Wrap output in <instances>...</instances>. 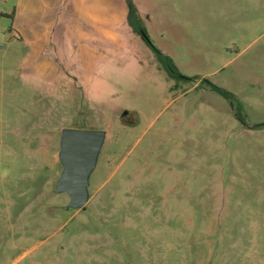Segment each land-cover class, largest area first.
Segmentation results:
<instances>
[{"label":"rangeland","instance_id":"1","mask_svg":"<svg viewBox=\"0 0 264 264\" xmlns=\"http://www.w3.org/2000/svg\"><path fill=\"white\" fill-rule=\"evenodd\" d=\"M18 2L0 0V264H264V0H133L190 79L123 12L88 88L33 76ZM66 129L102 133L78 201Z\"/></svg>","mask_w":264,"mask_h":264},{"label":"crops","instance_id":"2","mask_svg":"<svg viewBox=\"0 0 264 264\" xmlns=\"http://www.w3.org/2000/svg\"><path fill=\"white\" fill-rule=\"evenodd\" d=\"M16 8L18 37L30 45L27 61L41 80L63 68L88 88L100 62L123 45L116 31L126 18L123 0H19Z\"/></svg>","mask_w":264,"mask_h":264},{"label":"water","instance_id":"3","mask_svg":"<svg viewBox=\"0 0 264 264\" xmlns=\"http://www.w3.org/2000/svg\"><path fill=\"white\" fill-rule=\"evenodd\" d=\"M126 111L122 113L125 115ZM102 133L89 129H66L63 134L65 173L60 185L78 201L84 194L85 177L94 165Z\"/></svg>","mask_w":264,"mask_h":264},{"label":"trees","instance_id":"4","mask_svg":"<svg viewBox=\"0 0 264 264\" xmlns=\"http://www.w3.org/2000/svg\"><path fill=\"white\" fill-rule=\"evenodd\" d=\"M126 6V24L131 29L133 33L138 35L143 42L151 49V51L154 53L157 62L159 63L160 67L164 70L167 77L174 80H189L190 78L182 76L179 71L177 70L176 66L172 62V60L162 54L157 48H155L152 43L149 41L145 28L143 26V21L136 9L135 4L132 0H123ZM209 87L215 91L216 93L220 94L223 97L229 98L230 94L223 90L222 88H219L213 84L209 83Z\"/></svg>","mask_w":264,"mask_h":264}]
</instances>
